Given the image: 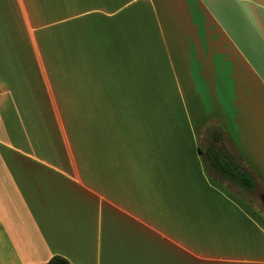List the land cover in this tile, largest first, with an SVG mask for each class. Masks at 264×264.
I'll return each instance as SVG.
<instances>
[{
	"label": "crops",
	"instance_id": "obj_1",
	"mask_svg": "<svg viewBox=\"0 0 264 264\" xmlns=\"http://www.w3.org/2000/svg\"><path fill=\"white\" fill-rule=\"evenodd\" d=\"M262 195L264 0H0V264H264Z\"/></svg>",
	"mask_w": 264,
	"mask_h": 264
},
{
	"label": "trees",
	"instance_id": "obj_2",
	"mask_svg": "<svg viewBox=\"0 0 264 264\" xmlns=\"http://www.w3.org/2000/svg\"><path fill=\"white\" fill-rule=\"evenodd\" d=\"M212 131L211 142L206 143L204 150L200 149L204 162L218 175L219 179H227L247 191H252L256 186L254 178L241 165L237 156L223 147L222 132L217 129ZM218 141L220 146H217ZM37 264H70V262L60 255H54L48 261Z\"/></svg>",
	"mask_w": 264,
	"mask_h": 264
},
{
	"label": "water",
	"instance_id": "obj_3",
	"mask_svg": "<svg viewBox=\"0 0 264 264\" xmlns=\"http://www.w3.org/2000/svg\"><path fill=\"white\" fill-rule=\"evenodd\" d=\"M261 201H262L263 204H264V195L261 196Z\"/></svg>",
	"mask_w": 264,
	"mask_h": 264
},
{
	"label": "rangeland",
	"instance_id": "obj_4",
	"mask_svg": "<svg viewBox=\"0 0 264 264\" xmlns=\"http://www.w3.org/2000/svg\"><path fill=\"white\" fill-rule=\"evenodd\" d=\"M201 144H202V146H205L204 141H203V138H202V143Z\"/></svg>",
	"mask_w": 264,
	"mask_h": 264
}]
</instances>
